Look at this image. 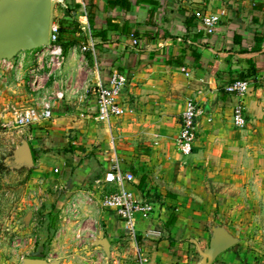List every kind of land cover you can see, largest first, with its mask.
Segmentation results:
<instances>
[{"label": "crops", "instance_id": "crops-1", "mask_svg": "<svg viewBox=\"0 0 264 264\" xmlns=\"http://www.w3.org/2000/svg\"><path fill=\"white\" fill-rule=\"evenodd\" d=\"M138 1L142 0H128L130 7L126 9L119 0H85L84 16L82 4L70 0L68 8L57 14L61 17L69 10L83 29L76 33L83 39L82 44L90 35L95 42L94 51L86 53L88 67L79 79L75 75L80 50L74 46L66 53L65 76L76 79L80 88L95 84L98 78L107 82L116 69L125 72L129 82L120 98L125 115L113 118L109 124L97 122L94 97L89 95L81 102L73 96L56 106L52 120L31 125L33 146L39 149L40 157L35 159L31 144L34 185L22 207L48 203L60 214L69 197L97 190L116 165L133 177L128 187L139 198L157 197L151 215H137V241L130 243L137 264L141 255L147 258V264H201L198 245L206 248L218 227L225 228L239 242L213 264H264V249L245 248V238L233 233L225 216L214 226L209 220L194 217L193 209L199 204L192 198L198 199L197 194L207 191V178L221 174L219 154L209 150L202 153L204 144L210 149L209 142L221 140L224 130L231 132L232 139L237 138L232 145L245 143L240 136L247 132L237 129L232 121L238 99L225 87L242 74L247 75L251 63L258 71L247 78L251 82L246 101L248 127L251 123L264 126L257 120L264 116V88L255 89L252 82L256 78L264 81V0H154L155 5ZM197 11H224L225 16L209 31L195 17ZM124 25L135 36L117 29ZM103 30H108L106 38L93 36ZM254 47L260 51H252ZM13 63V76H20L21 82L6 88L19 91L16 100L21 105H32L30 91V95L21 91L33 65L31 52L20 53ZM7 98V102L13 99ZM191 99L205 108L206 115L200 120L194 152L186 157L180 155L176 138L186 102ZM225 172L233 170L227 168ZM219 208L225 213V208ZM214 209H218L217 203ZM83 217L87 233L97 231L100 240L109 241L110 254L119 255L113 242L124 233L116 213L86 206ZM37 242L34 254L26 258L41 253L42 244ZM99 248L96 243H88L85 251L94 254Z\"/></svg>", "mask_w": 264, "mask_h": 264}, {"label": "rangeland", "instance_id": "rangeland-1", "mask_svg": "<svg viewBox=\"0 0 264 264\" xmlns=\"http://www.w3.org/2000/svg\"><path fill=\"white\" fill-rule=\"evenodd\" d=\"M52 14L54 22L59 24L60 20L66 17L64 13L61 17L56 18L55 10L52 11ZM73 36L72 38H77L76 43L70 45L65 42L71 36L65 35L63 37L62 44L68 53L74 45L78 49L83 41L76 36V33ZM76 81L75 79L74 82ZM252 82L255 89L264 88L262 79L256 78ZM16 83L13 72L5 70L0 64V110H3L7 105L5 104L8 100L7 96L10 99L13 98L9 101L11 104L18 103L16 99L20 96L19 91L14 93V91H8L6 88L8 85L17 87ZM22 90L25 91V94L30 95L29 86L26 83L21 85ZM4 91L7 93L5 94L6 97L3 95ZM257 120L261 124L264 123V116L257 118ZM250 126H252L250 129L248 126L241 129V131L247 132L241 133L243 135L240 136V141L245 140L244 144L237 142L240 144L232 145L231 142L234 143L237 138L232 139L231 132L224 130L221 140L209 142L211 144L210 149L207 148L206 143L204 148H201L202 153L209 150V152L219 154L218 168L221 174L218 178H207L209 184L206 187L207 191L197 194L198 199L192 197L193 202L197 201L199 204L197 205L198 209L194 208L193 211L195 212L194 217L209 220L210 226H214L216 220L225 216L226 224L230 226L233 233L245 238L248 244V247L245 248L254 249L258 246L264 249V126L253 123ZM34 139L31 136V126L20 130L4 129L0 125V164L7 166L5 171L0 172V264H22L23 257L26 258L28 252L24 251L23 247L26 245L28 250L30 247L34 248L37 239V244H42L39 255L45 256L49 261L60 259L62 264H106L105 255L107 254L103 247L99 245V251L88 254L85 251L86 245L88 246L87 242L76 239L73 233L76 223L69 226L66 224L64 226L67 228L62 229L64 220L59 217V211L55 212L54 208L49 207L50 204H33L31 208L27 209L22 207L25 205L26 193L33 190L34 184H32L31 176L33 169L15 168L12 158L14 151L22 145L24 140L33 146ZM33 148L35 159H39V149L34 146ZM227 168L233 172L223 173L224 169ZM232 173L235 176H232ZM53 174L55 173L53 172ZM212 195L214 198H220V200L215 201L214 198L210 197ZM148 196L150 198V195ZM151 200L156 201L157 197L156 199L151 198ZM216 203L218 209H214ZM220 206L225 208V213L222 214ZM31 218L33 219L31 220ZM30 223L32 226L28 234H25ZM58 230H64L60 237L57 235ZM23 237L26 240L22 241L21 238ZM125 238V236H118L117 241L113 242L119 255L109 254L110 264H113L114 261L119 262V264L120 261L122 264H137V261L133 260L131 240ZM75 249L79 250L75 251ZM31 252L30 254H34V251Z\"/></svg>", "mask_w": 264, "mask_h": 264}, {"label": "built area", "instance_id": "built-area-1", "mask_svg": "<svg viewBox=\"0 0 264 264\" xmlns=\"http://www.w3.org/2000/svg\"><path fill=\"white\" fill-rule=\"evenodd\" d=\"M84 7L85 0H77ZM254 1V0H250ZM70 3V0H52V11L55 10V17H59V12H64ZM53 16V14H52ZM225 12L222 13H204L197 11L195 17L200 24L211 31L217 26ZM60 24L54 22V16L51 19L49 44L38 50L30 51L33 58V65L28 72L27 85L33 96V104L23 106L21 103L7 102L3 110H0V125L4 129H25L33 124L43 121H50L54 117V110L58 103L63 102L68 97H79L80 101L87 100L91 95L95 99L96 115L95 120L100 123L109 124L113 118H119L125 115V109L120 102L122 93L129 82V77L123 71L114 70L107 82L101 80L93 84H85L77 88V82L68 75L65 76V67L67 64V55L63 45L59 41ZM91 31V30H90ZM138 40L134 38V44ZM95 42L92 36L79 47L81 57L80 63L76 68L75 77L82 75L87 70L86 53L93 52ZM25 53V52H23ZM14 60V59H13ZM12 61H0L5 70L15 71V65ZM16 84L21 82L20 76H15ZM52 82V86L49 83ZM11 87V85H8ZM251 82L246 80H235L225 87V91L237 97L238 102L233 109L232 121L237 129H245L248 126L246 101L250 94ZM206 115L205 108L195 100H188L185 110L182 114L180 130L178 132L176 143L177 149L182 156H190L194 151L196 139L199 134L200 120ZM212 122L211 118L207 119ZM58 173V170H54ZM133 181L131 175H125L119 166H114L108 171L101 185L94 192H78L68 198L61 209L59 215L63 218L62 229L64 225L76 223L73 233L76 239L88 243L98 244L100 241L99 233L91 231L82 224L83 210L86 206L98 207V210L114 212L120 219L124 236L136 244L137 241V215H151L155 211V203L151 198H139L128 186ZM114 189V190H113ZM64 230H58L60 237ZM21 240H26L24 237ZM26 244V241H25ZM24 251L27 256L33 248L25 245ZM105 263L110 264V255H105ZM25 257H23L24 259ZM148 260L140 256L138 264H147ZM113 264H119L114 261Z\"/></svg>", "mask_w": 264, "mask_h": 264}, {"label": "water", "instance_id": "water-1", "mask_svg": "<svg viewBox=\"0 0 264 264\" xmlns=\"http://www.w3.org/2000/svg\"><path fill=\"white\" fill-rule=\"evenodd\" d=\"M51 19L52 0H0V61H12L22 52L48 46ZM12 162L17 169L33 168V151L27 140L14 151ZM238 242L225 228H216L206 248L202 249L198 245L201 264H213L220 255L235 247ZM98 245L103 247L107 255L110 254V243L107 239L100 240ZM22 264H62V261L24 258Z\"/></svg>", "mask_w": 264, "mask_h": 264}, {"label": "trees", "instance_id": "trees-1", "mask_svg": "<svg viewBox=\"0 0 264 264\" xmlns=\"http://www.w3.org/2000/svg\"><path fill=\"white\" fill-rule=\"evenodd\" d=\"M144 1H145V3H149V4H152V5L156 4V2L154 0H142V1H138V4L142 3ZM119 2L121 4H123L126 9H128L130 7V6H127L128 0H119ZM113 5H115V4H113ZM66 16L67 17L62 18L60 20L59 41L62 44V41H64L63 37L65 35H68V36H71V37L68 38L67 42H65V43L68 44V45L75 44L77 38H72V37H74L73 35L75 33H82L83 29L81 28L80 22L78 20H76V18L74 16L71 15V12L69 10L66 12ZM89 19H90V22H91L92 21L91 18H89ZM117 29H120L121 33L126 34L129 37L135 36V33H132L130 31H126L125 30V25L122 26V27H119ZM107 33H108V30H103V31H101L99 33H94L93 36L94 37L95 36L96 37L97 36H102L103 38H106ZM74 46H76V45H74ZM64 50H65V52H67V49H64ZM251 50L254 51V52H258V51H260V48L254 47ZM257 71H258V69L256 68L255 64L251 63L250 68L248 70V74L247 75H243L242 74V78H240L239 80H246V81L248 80L249 81V79H247V78L256 76ZM6 169H7V166L5 164H0V172L5 171ZM33 256H34V258L46 259V257L42 256V255H33Z\"/></svg>", "mask_w": 264, "mask_h": 264}]
</instances>
